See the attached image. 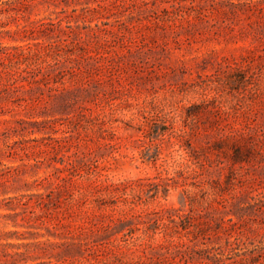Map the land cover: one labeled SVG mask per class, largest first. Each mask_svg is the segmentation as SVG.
I'll list each match as a JSON object with an SVG mask.
<instances>
[{"label":"rangeland","instance_id":"obj_1","mask_svg":"<svg viewBox=\"0 0 264 264\" xmlns=\"http://www.w3.org/2000/svg\"><path fill=\"white\" fill-rule=\"evenodd\" d=\"M0 264H264V0H0Z\"/></svg>","mask_w":264,"mask_h":264},{"label":"trees","instance_id":"obj_2","mask_svg":"<svg viewBox=\"0 0 264 264\" xmlns=\"http://www.w3.org/2000/svg\"><path fill=\"white\" fill-rule=\"evenodd\" d=\"M182 221H183V220H182ZM183 222H184V221H183ZM183 222H182V223H183Z\"/></svg>","mask_w":264,"mask_h":264}]
</instances>
